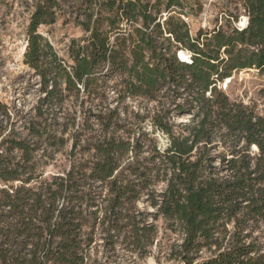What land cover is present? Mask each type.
<instances>
[{
    "label": "trees",
    "instance_id": "trees-1",
    "mask_svg": "<svg viewBox=\"0 0 264 264\" xmlns=\"http://www.w3.org/2000/svg\"><path fill=\"white\" fill-rule=\"evenodd\" d=\"M64 5L37 0L27 28L24 63L45 93L37 116L57 94L90 93L117 74L124 77L119 94L157 103L153 125L169 142L146 148L118 135L117 110L100 114L104 135L88 141L91 157L47 180L37 160L47 143L38 125L30 127L36 141L4 137L0 264H86L98 224L142 250L154 235L137 207L145 196L154 219L182 234L174 252L182 263L264 264V115L222 89L238 72L264 77V0H228L221 24L195 34L184 0H77L74 23L85 36L71 40V64L39 32L56 24ZM173 116L191 118L176 126ZM204 250L211 255L201 258Z\"/></svg>",
    "mask_w": 264,
    "mask_h": 264
},
{
    "label": "rangeland",
    "instance_id": "rangeland-1",
    "mask_svg": "<svg viewBox=\"0 0 264 264\" xmlns=\"http://www.w3.org/2000/svg\"><path fill=\"white\" fill-rule=\"evenodd\" d=\"M37 0H0V142L8 136L36 141L30 131L31 125L37 124L47 143L38 153L40 171L43 179L51 180L54 176H62L70 168L71 162L88 159L92 153L86 151L91 137L104 135L103 126L96 117L100 114L117 110L123 129L121 136H132L146 142L147 147L157 145L164 149L168 145V137L153 125L152 117L157 112V103L140 97H124L118 90L124 85L120 75L113 74L98 80L90 93L80 92L77 96L71 92L68 96L57 94L46 102L43 119L37 116V107L43 93L41 79L34 70L24 63V52L27 46V28ZM189 12L190 30L195 34L200 28L212 30L221 24L223 7L228 0H184ZM64 15L56 24L42 26L39 32L55 47L60 56L71 64L68 49L72 39L83 38V30L74 23L75 3L77 0H63ZM243 16L239 25L243 26ZM185 58H188V54ZM222 89L231 100L243 102L251 106L257 114L264 115V77L256 71L235 73L232 81L222 84ZM191 116H173L172 122L180 125L189 122ZM40 124V125H39ZM78 132V147L77 130ZM179 131L178 128H175ZM126 132V133H125ZM41 155H46L41 157ZM41 157V158H40ZM159 186L158 189H161ZM97 194L107 193L105 188H93ZM146 196L137 203L146 224L154 232L153 239L145 240L142 250H133L131 240L124 234L117 235L107 230L106 226L97 225L94 232V243L88 250L86 264H184L176 257L183 241L180 232L167 229L166 222L155 220V209L145 201ZM104 206L98 196L95 200ZM93 207L92 210H97ZM101 210V209H100ZM99 212V211H98ZM101 216V213L99 214ZM211 255L210 251L201 252V258ZM199 259L195 264H198Z\"/></svg>",
    "mask_w": 264,
    "mask_h": 264
},
{
    "label": "bare ground",
    "instance_id": "bare-ground-1",
    "mask_svg": "<svg viewBox=\"0 0 264 264\" xmlns=\"http://www.w3.org/2000/svg\"><path fill=\"white\" fill-rule=\"evenodd\" d=\"M242 25H243V26H246V25H247V18H245V20H244V22H243ZM183 56H184V55L181 53V54H180V57L183 58Z\"/></svg>",
    "mask_w": 264,
    "mask_h": 264
},
{
    "label": "built area",
    "instance_id": "built-area-1",
    "mask_svg": "<svg viewBox=\"0 0 264 264\" xmlns=\"http://www.w3.org/2000/svg\"><path fill=\"white\" fill-rule=\"evenodd\" d=\"M184 19H185V21H187L189 18L184 17ZM189 57H190V56L188 55V58H187V59H189Z\"/></svg>",
    "mask_w": 264,
    "mask_h": 264
},
{
    "label": "water",
    "instance_id": "water-1",
    "mask_svg": "<svg viewBox=\"0 0 264 264\" xmlns=\"http://www.w3.org/2000/svg\"><path fill=\"white\" fill-rule=\"evenodd\" d=\"M245 20V18H243V21Z\"/></svg>",
    "mask_w": 264,
    "mask_h": 264
}]
</instances>
